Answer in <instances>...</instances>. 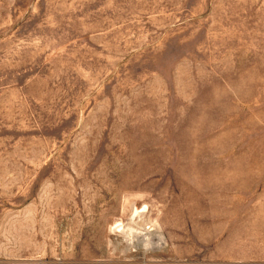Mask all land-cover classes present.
Segmentation results:
<instances>
[{
    "label": "rangeland",
    "instance_id": "1",
    "mask_svg": "<svg viewBox=\"0 0 264 264\" xmlns=\"http://www.w3.org/2000/svg\"><path fill=\"white\" fill-rule=\"evenodd\" d=\"M0 264H264V0H0Z\"/></svg>",
    "mask_w": 264,
    "mask_h": 264
}]
</instances>
